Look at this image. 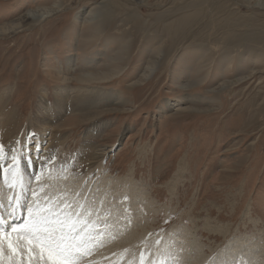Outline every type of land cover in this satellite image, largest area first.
I'll return each mask as SVG.
<instances>
[{"label":"rangeland","instance_id":"1","mask_svg":"<svg viewBox=\"0 0 264 264\" xmlns=\"http://www.w3.org/2000/svg\"><path fill=\"white\" fill-rule=\"evenodd\" d=\"M66 69L77 79L113 76L62 82ZM61 85L101 91L120 106L83 125L69 110L51 116ZM0 95L11 132L29 126V148L38 125L52 128L41 143L52 144V158L19 208L32 204L31 190L71 203L90 242L79 264H141L142 252L143 264H264V8L0 0ZM40 100L51 109L42 110L46 124L33 120ZM11 194L1 188L0 203Z\"/></svg>","mask_w":264,"mask_h":264},{"label":"snow or ice","instance_id":"2","mask_svg":"<svg viewBox=\"0 0 264 264\" xmlns=\"http://www.w3.org/2000/svg\"><path fill=\"white\" fill-rule=\"evenodd\" d=\"M3 153L4 146L0 144V177L12 193L8 197V217L12 222L0 216V264H79L91 254L88 241L81 237L87 225L80 223L79 211L67 201L50 202L33 191L27 218L15 223L24 192L20 157L13 153L6 158ZM35 179L39 181L40 177ZM143 255L142 252L141 264Z\"/></svg>","mask_w":264,"mask_h":264},{"label":"bare ground","instance_id":"3","mask_svg":"<svg viewBox=\"0 0 264 264\" xmlns=\"http://www.w3.org/2000/svg\"><path fill=\"white\" fill-rule=\"evenodd\" d=\"M247 1H248V4L254 6V8L255 7L256 8H260V9L264 8V0H247ZM114 75H116V74H114ZM59 76H60L59 78L62 80V82H70L71 80H73V81L76 80L79 83L86 84L88 82L94 83V82H97V81H104V80L110 78L113 75L108 74V73H100L99 75L87 74L86 76L79 77L77 79L74 76V74L71 73V71L69 69H66L65 72L64 73H60ZM8 90H6V94H7V92H9ZM87 90H88L87 88L82 89V87L81 88L78 87V88L70 89L68 86L61 85V87L58 89V92H56V95H54V97H53V102L54 103H53V107L51 108L54 111V113H56V114H50V115L51 116H55L56 115V116L61 117V115L64 114L65 111L69 110L71 112V116H72L71 119L73 121H79L83 125V124L92 122L94 117H96L99 114L103 113L102 108H104L106 106H109V108L112 109L111 106L113 105V103H114V107L115 106H120L119 105L120 101L119 102H116V101L111 102V100H107V101L104 102L105 94H103L101 91L98 92V90H97V92H93L94 90H92L91 92H88ZM67 92L72 93L73 96L71 97L70 100H67V102H64L65 99L68 97V96L67 97L65 96V93H67ZM4 97H6V95H0V137H2V139H1L2 144L5 141H8V142L4 146V153L3 154H4V156L6 158H10V156L13 153L16 154L18 152V154H19L18 156L20 157L19 172H20V175L22 176L24 187H26L27 185H31L32 184V183H29V179H31L32 176L34 177L37 173H39L41 171L42 166L44 167V165H45L44 164L45 163L44 159H51L52 158V157L51 158L46 157L47 155H49L53 151L52 144L50 143V146L46 150H44L42 148V146L45 143L43 145H41V143L44 141V137H45L44 134L46 133V131H48L47 129H50L51 127L49 128V127H47V125H44V124L38 125L39 128H40V131L38 132V136H37V139H36V146L33 147V148H29L28 144H27L29 142V133H30L29 129H28L29 126L27 125L28 127L24 128V130L19 134L18 137L14 134L15 130L13 132H11V129H14L13 125L15 123L11 121L9 115H4L3 114L5 104H7L6 103L7 102V98H4ZM66 103H67V105H66ZM38 106H39L38 107L39 111L35 112L33 120H35L37 122H44L46 124L47 119L45 120V117H47V116H46V114L44 112H42V110H44L45 112H49L50 113L51 109L47 106L45 101H41V100L39 101ZM92 107H94V109H95L94 111H92V112L91 111H85L86 108H92ZM98 109L102 110V111H98ZM90 110H92V109H90ZM97 128H99V127H97ZM53 131L54 130H52V132ZM90 131H91V128H90ZM92 131L94 132L93 128H92ZM92 131L90 133H87L85 138H89V139L91 138L92 139L94 137V136H92ZM8 139H10V140H8ZM56 141H57V139H56ZM93 148L94 147H87L86 149H89V150L91 149V151H92ZM31 150L34 151V154H35L34 157H31V154L29 153V152H31ZM35 150L38 151V152L39 151L41 152V151L44 150V153L39 155V156H36L37 152ZM78 153H79L78 156L82 155L81 151H78ZM93 153H94V151H93ZM94 155H95V153H94ZM31 170H32V173H30ZM1 179L3 180V177H0V189L6 186V184L2 183ZM121 186H122V184H121ZM24 192L26 194V193L29 192V190L27 191V189L24 188ZM24 192H23V194H24ZM30 192H31V198H32L31 200H33L34 199L33 196H32V192L33 191L31 190ZM20 199H21V203H23V200H25L23 195L20 197ZM29 202H30V200H29ZM107 204H105V205L107 206ZM80 205H82V204H80ZM95 208H96V206H94V205L92 206V204L90 205V210L91 211L93 209H95ZM17 209L20 210L19 207ZM24 218H27V214L25 215ZM112 245H114V244H112ZM157 245H159V244H157ZM250 247H251L252 250H255V249L258 248V247H256L255 244L250 245ZM196 250H197V247H196ZM155 253H157V252H155ZM157 254H155V255H157ZM137 256H139V255H137ZM137 256H135V257H137ZM159 256H160V259H163L164 256L166 257V255L163 254V252H162V254H159L157 257H159ZM90 257H88V258H90ZM92 257H94V256H92ZM248 262H249V264H252L254 261L252 262V259L250 258V259H247V262L245 264H247ZM83 263H85V262H83ZM183 263H184V261L182 263H179V264H183ZM162 264H166V263L162 262ZM221 264H223V263H221Z\"/></svg>","mask_w":264,"mask_h":264}]
</instances>
